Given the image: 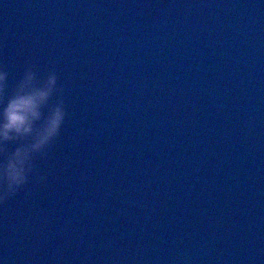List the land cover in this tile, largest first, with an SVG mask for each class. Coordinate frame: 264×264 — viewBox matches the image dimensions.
<instances>
[{
  "label": "water",
  "instance_id": "water-1",
  "mask_svg": "<svg viewBox=\"0 0 264 264\" xmlns=\"http://www.w3.org/2000/svg\"><path fill=\"white\" fill-rule=\"evenodd\" d=\"M29 62L69 115L0 264H264V0H0Z\"/></svg>",
  "mask_w": 264,
  "mask_h": 264
},
{
  "label": "clouds",
  "instance_id": "clouds-1",
  "mask_svg": "<svg viewBox=\"0 0 264 264\" xmlns=\"http://www.w3.org/2000/svg\"><path fill=\"white\" fill-rule=\"evenodd\" d=\"M9 75L0 66V208L21 193L32 198L30 185H47L48 174L38 165L60 139L69 115L55 68L42 74L29 62L14 85Z\"/></svg>",
  "mask_w": 264,
  "mask_h": 264
}]
</instances>
